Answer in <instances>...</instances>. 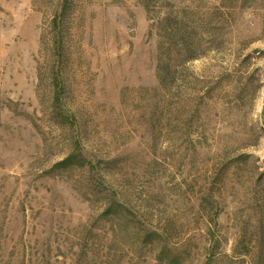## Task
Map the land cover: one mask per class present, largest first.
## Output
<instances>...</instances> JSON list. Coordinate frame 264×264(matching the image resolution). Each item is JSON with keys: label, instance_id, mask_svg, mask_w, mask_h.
<instances>
[{"label": "rangeland", "instance_id": "374dc122", "mask_svg": "<svg viewBox=\"0 0 264 264\" xmlns=\"http://www.w3.org/2000/svg\"><path fill=\"white\" fill-rule=\"evenodd\" d=\"M59 2L0 0V264H264V0H166L162 85L139 0H69L57 56Z\"/></svg>", "mask_w": 264, "mask_h": 264}, {"label": "trees", "instance_id": "16d2710c", "mask_svg": "<svg viewBox=\"0 0 264 264\" xmlns=\"http://www.w3.org/2000/svg\"><path fill=\"white\" fill-rule=\"evenodd\" d=\"M69 0H60L59 4L62 10L56 13L50 26L54 30L51 36L53 49L57 56L61 55L62 44V18L68 8ZM149 14L153 17L154 25L158 32L161 31L168 52L169 59H165L164 63L159 62L157 69V78L162 85L168 80H176L178 74L184 71L186 63L192 59L197 58L196 47H194L192 39V29L190 20L176 14L173 10L167 9L169 3L166 0H139ZM166 10L164 14H160L158 10ZM159 12V14H157ZM45 31H43V36ZM182 45V46H181ZM181 46V47H180ZM185 56L184 59H182ZM180 67V68H179ZM54 82V101L56 105L61 103V95L63 87L61 83V76L54 72L51 75Z\"/></svg>", "mask_w": 264, "mask_h": 264}]
</instances>
